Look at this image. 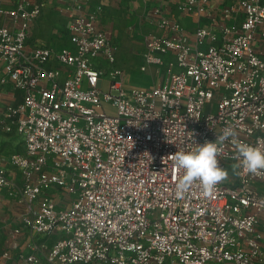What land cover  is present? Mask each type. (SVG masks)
I'll return each mask as SVG.
<instances>
[{
	"label": "built area",
	"instance_id": "1",
	"mask_svg": "<svg viewBox=\"0 0 264 264\" xmlns=\"http://www.w3.org/2000/svg\"><path fill=\"white\" fill-rule=\"evenodd\" d=\"M58 1L69 44L54 48L27 42L43 0H0V128L22 144L7 157L20 185L0 164L20 203L0 264H264V172L233 176L225 141L229 179L178 200L169 158L229 126L264 142V0H172L207 19L191 31L153 6L143 58L162 77L130 87L98 13ZM10 91L21 98L3 102ZM22 237L27 250L14 251Z\"/></svg>",
	"mask_w": 264,
	"mask_h": 264
},
{
	"label": "crops",
	"instance_id": "2",
	"mask_svg": "<svg viewBox=\"0 0 264 264\" xmlns=\"http://www.w3.org/2000/svg\"><path fill=\"white\" fill-rule=\"evenodd\" d=\"M38 1V0H33ZM44 7H42L39 13L38 20L41 23L48 21H55L56 27H47L46 33L50 34L48 37H37L34 30L32 29V24L30 25L29 34L27 37V42H45L46 44H56L57 39L61 37L59 31L61 30L60 21L65 24L68 23L69 19L66 14L58 10L60 2L58 0H43ZM229 0H210V7L213 8L215 5L227 2ZM5 5H11L12 0H5ZM156 5L163 7L164 12L173 17L177 18L186 30H193L198 24H203L207 22L205 17H197L196 15H185L179 13L172 0H86V7L89 10H95L98 13V26L108 31L112 34L120 43V55H117L116 62H126L128 64H134L140 70L136 74H131L130 81L133 85H138L140 80H153L156 81L160 78L162 72L157 71L155 67H161L157 65L145 66L144 70H141V66L144 62L143 53L144 46L142 42V36L149 31L156 30L157 27L154 23L148 20L149 10ZM36 17V18H37ZM60 19V20H59ZM59 20V21H58ZM1 21V20H0ZM33 22V21H32ZM45 27V26H43ZM68 34V32H67ZM69 44V39L65 43ZM63 44V45H65ZM52 46L54 48L61 47ZM50 46V45H49ZM162 68V67H161ZM148 72L147 74H140ZM155 83V82H154ZM152 83V85L154 84ZM9 88V87H8ZM16 91H10L4 96L3 102L16 101L19 98L14 97ZM21 94V92L19 91ZM21 138L16 133L6 132L0 128V164L5 165L9 169V176L13 178L18 184L21 183L20 174L17 170H14L7 163L8 155L21 148ZM20 188V187H18ZM19 195L17 190L11 191L7 188L0 187V243L5 244L8 235V230L16 224L17 214L20 208V203L18 201ZM18 248L27 250L24 244L23 237L19 239L17 245L13 246L14 251Z\"/></svg>",
	"mask_w": 264,
	"mask_h": 264
},
{
	"label": "clouds",
	"instance_id": "3",
	"mask_svg": "<svg viewBox=\"0 0 264 264\" xmlns=\"http://www.w3.org/2000/svg\"><path fill=\"white\" fill-rule=\"evenodd\" d=\"M229 140L236 150V162L230 165L233 176H239L241 172L254 175L264 172V147L259 146L264 142L259 138L256 146L241 142L235 129L229 126L216 136L214 142L196 143L190 150H177L169 156L175 169L182 173L175 183L176 199H184L194 185L200 187L203 196L209 197L219 184L229 179V171L219 162L223 145Z\"/></svg>",
	"mask_w": 264,
	"mask_h": 264
},
{
	"label": "rangeland",
	"instance_id": "4",
	"mask_svg": "<svg viewBox=\"0 0 264 264\" xmlns=\"http://www.w3.org/2000/svg\"><path fill=\"white\" fill-rule=\"evenodd\" d=\"M44 7V6H43ZM176 9V8H175ZM178 11V10H177ZM39 17V16H38ZM38 17L37 18H35L34 20H33V22H31V23H33L32 24V29L34 30V32H35V35L37 36V37H40V38H43V37H48L50 34H48V33H46V29H47V27H50V26H55L56 25V22L55 21H53V22H51V21H46V22H43V23H41L40 22V20H38ZM60 20V19H59ZM58 20V21H59ZM61 23L60 24H58V26H61V30L59 31V35H61V37L59 38V39H57V45L56 44H46L45 42H42V41H39V42H35V41H31V43L30 42H28V44L29 45H33V44H46V45H54V46H59V45H63V44H65L66 43V41H67V38H68V34H67V32H68V28H67V23L65 24L63 21H60ZM69 24V23H68ZM31 25V24H30ZM43 26H45V27H43ZM56 27V26H55ZM51 28V27H50ZM142 39H143V36L141 37ZM112 41L114 42V44L116 45V56L117 55H120V43L115 39V38H113L112 37ZM66 45V44H65ZM116 60H117V58H116ZM116 65L118 66V67H120L121 68V70H122V79H123V84L126 86V87H130V86H132L133 84H132V81H130V78H132L130 75L131 74H136V72H140V70H139V68L137 67V66H135L134 64H128V63H126V62H116ZM145 66H152V65H149V64H146L145 62H143V64H142V66H141V70H144L145 69ZM153 67H155L156 68V70L157 71H160V72H162V68L161 67H156V66H153ZM108 70V69H107ZM148 72H144V73H140V74H147ZM161 77H162V75H161ZM161 77L160 78H157V80L156 81H153V80H140V81H138V85H136V86H151L152 85V83H154V84H157L159 81H160V79H161ZM14 97L15 98H21V94L19 93V91H16L15 93H14ZM261 189H263L264 190V187H261Z\"/></svg>",
	"mask_w": 264,
	"mask_h": 264
}]
</instances>
